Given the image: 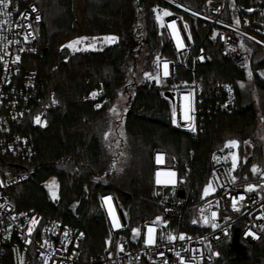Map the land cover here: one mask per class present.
I'll list each match as a JSON object with an SVG mask.
<instances>
[{"label":"trees","instance_id":"trees-1","mask_svg":"<svg viewBox=\"0 0 264 264\" xmlns=\"http://www.w3.org/2000/svg\"><path fill=\"white\" fill-rule=\"evenodd\" d=\"M14 1L20 7L33 3L41 13L35 37L39 51L34 63L46 90L59 103L50 112L49 127L33 131L36 154L26 166L32 172V180L11 191L16 211L33 210L41 215V223L57 220L80 229L83 239L78 250L81 258L87 260L105 247L106 228L96 202L98 194L115 193L127 210L131 225L156 216L151 201L152 151L160 147L174 157L186 186L188 201L183 229L190 234L202 231L197 225L198 207L205 198L203 190L214 165L213 156L215 153L224 156L223 146L229 140L238 139L254 116L252 106L240 105L238 81L243 78V71L221 56L215 43L206 40L198 21L163 0ZM172 1L203 12L210 0ZM234 2L238 6L239 25L264 41V5L252 6L250 0ZM158 6L180 14L188 26L192 52L202 50L206 54L209 62L197 68L203 87L225 81L236 90L234 108L205 118L202 131L194 138L172 125L170 100L164 96V87L157 88L147 82L135 84L131 67L126 75L123 60L136 52L137 44L144 50L141 62L146 71H152L155 54L162 51L172 55L158 27L157 13L153 12ZM250 8L252 11L246 12ZM224 18L232 19L228 9ZM83 35H112L118 38V43L103 46L96 53H71L64 47L67 40ZM257 53L258 49L254 48L250 63L264 68V58H259ZM179 79H188V74L181 71L173 83L179 85ZM254 79L264 86V79L259 75H254ZM127 80L132 81V86L122 117L124 142L121 149L112 153L104 134L111 131V109L119 91L127 90ZM93 90L101 93L100 100H106L98 109L83 99ZM244 170L240 162L237 171L230 173L236 178L235 183L244 186L259 179L249 173L247 179L241 178L239 173ZM51 175L59 183L56 207L39 186ZM74 201H79V205L72 214L70 207ZM229 247V242L217 244L214 249L219 255L210 264H243Z\"/></svg>","mask_w":264,"mask_h":264},{"label":"built area","instance_id":"built-area-1","mask_svg":"<svg viewBox=\"0 0 264 264\" xmlns=\"http://www.w3.org/2000/svg\"><path fill=\"white\" fill-rule=\"evenodd\" d=\"M163 1L198 21L205 32L206 40L215 43L220 55L230 59L240 70H245V64L250 63L254 48L264 53V41L237 24L239 13L234 0H210L203 12L193 11L172 0ZM250 4L264 5V0H250ZM33 7L37 9L36 12L31 11ZM226 9L232 15L230 21L224 18ZM4 11L10 15L0 14V264H164L165 261L167 264H179L176 251L185 258V264H210L215 258L210 249L221 242H229V249L237 259L243 260V264H264V187H261L264 180L260 181L259 192L246 191L243 185L232 181L225 156L221 153H215L213 156L214 165L208 175L207 184L212 182L216 190L199 204L197 225L202 231L195 234L187 233L183 229L188 196L186 186L179 176L178 165L174 157L160 147L152 151L151 201L156 216L131 225L127 210L115 193L98 194L96 202L106 228L105 247L87 260L81 258L78 250V245L83 239L80 229L57 220L41 223V215L33 210L16 211L11 191L32 180V172L26 170V166L36 154L33 131L49 127L50 112L56 109L59 103L53 94L46 90L45 81L34 63L39 51L35 43L36 29L42 20L39 9L33 3L20 7L14 0H10L9 7ZM24 13L30 18L24 19ZM36 15L40 16L39 21L34 19ZM173 21L180 30V35L185 38L183 49H177L172 30L168 28V24ZM162 22L164 27L157 21L158 27L164 37L167 51L172 55L168 56L162 51L155 54L152 58L154 71L151 73H156V58L159 57L161 61H168L170 76L164 78L161 68V84L149 79L147 81L150 85L161 88L164 82L177 80L181 71L188 74V79H179V86L174 92H170V105L171 113L173 107L177 109V125L180 126L173 123L172 125L188 132L194 138L202 131L205 118L234 108L236 90L233 84L225 81H215L203 87L197 68L209 60L202 50L192 52L193 43L191 38H187L190 33L188 26L184 27L187 25L184 19L180 14L172 13L171 16L163 17ZM29 24L31 27H27ZM83 38H86V45L95 44V50L89 48V51L96 53L102 49L100 36L84 35ZM117 43L118 41L108 46ZM17 56L20 57L19 61H16ZM200 57L204 59L201 60ZM189 91L193 93V111L190 114L194 117L195 131L189 130L188 122L183 119L180 111L183 103L181 98ZM93 92L97 93L95 97L91 95ZM100 96L98 90H93L83 99L93 103L94 109H98L97 104L101 106L106 101L100 100ZM53 100L56 103H52ZM36 115H40L44 123L37 124ZM158 155L162 156L163 163H157ZM157 172L162 174V180L168 179L165 173L174 172L176 183L157 184ZM39 186L44 190L50 204L56 207L59 203L57 178L51 175L39 183ZM50 189L55 192V198ZM83 191H86L85 186ZM181 191L184 193L183 197L179 195ZM240 196L244 199L240 200ZM105 197H111L112 209L123 225L120 229L112 227L109 208L104 202ZM232 197L236 198L240 211L232 209ZM78 205L79 201L71 204L72 214H75ZM201 209L204 210L203 213ZM212 212L217 213L215 223L219 227L215 229L201 219L204 215L211 221ZM31 217H35L39 223L34 226L31 236L27 237ZM157 217H161V221L156 222ZM153 223L156 227L157 245L146 248L142 238L147 232V227ZM132 229H140L141 235L134 237ZM249 231L255 233L257 238L248 236ZM167 233L177 236L183 233L191 239L177 240L170 245L166 239H162ZM25 237L33 243H25ZM108 241L114 243L109 246ZM117 245H123L124 251H119ZM185 248L189 251H184Z\"/></svg>","mask_w":264,"mask_h":264},{"label":"rangeland","instance_id":"rangeland-1","mask_svg":"<svg viewBox=\"0 0 264 264\" xmlns=\"http://www.w3.org/2000/svg\"><path fill=\"white\" fill-rule=\"evenodd\" d=\"M158 10H164L167 8H160L159 6L156 8ZM252 9V8H250ZM168 10V9H167ZM245 10V9H244ZM170 11V10H168ZM246 12H250L248 11V9H246ZM105 36H112V35H102L100 36V43L103 46H108L109 43H105L103 41V37ZM83 36H79V37H75V38H71L69 40H67L64 45L69 44L71 41L83 38ZM118 41V40H117ZM78 47L81 48V51L78 52H84V51H89V48L87 50H84L87 45H86V41L83 40V42L78 45ZM69 50V52L71 53H76L73 52L71 49L67 48ZM134 50V49H133ZM136 52H132L130 53V56L126 59L123 60L124 66H126L127 70H126V75L128 76L129 72L128 71V67H131L132 72L134 73V76L136 78L135 84H141L144 82H147V78L144 76L145 72L151 73L150 71H146L144 70L143 67V63L141 62V60L144 58L145 53L144 50L139 49V45H136ZM260 58H264V53L261 54ZM245 65V70H243V78L241 80L238 81V85H239V91H240V97H241V101H240V105L242 107H246V106H252L254 109V116L252 121L246 125L243 129V131L241 132V135L239 136V138L237 139H233V140H237L239 141V146L236 149H232V148H227L225 147V144L223 146L224 149V156H225V162L227 163V168L229 170L230 173L233 174L234 171H232L231 169V165H232V157L230 155V153L232 152H236L238 155V164L237 167L235 169V171H237V168L241 162V164H243L245 166V170L240 172L239 176H241V178L243 179H247L249 174H251V176L253 177H258L259 179L255 182H250L244 185L245 189L247 188V186L249 184H253L256 186V190L257 192L260 191V181L264 180V170L262 171V164H264V86L259 85L255 82L254 79V75H259L261 78L264 79V77H262L260 74L262 72H264V68L263 67H255L253 66L251 63H246ZM154 66L155 64L152 63V70L154 71ZM251 70L253 72V77L251 80H249L248 78V71ZM129 86L126 88H122L119 93H118V97H117V101L115 102L113 108H115L117 110V112L119 113V115H115L112 112V126H111V131L109 132V136L108 139L106 140L107 145L110 149V151H112V153H116L117 149H121L120 146L121 144L124 142V134L122 132V117L123 114L125 112L127 103H128V99H129V93L131 92V86H132V81L127 80V83ZM131 85V86H130ZM148 85H150L148 83ZM241 85H243V87H241ZM179 85H176L175 83L171 82V83H167L164 82L163 83V91H169V92H174L175 88L178 87ZM157 87V86H154ZM159 88V87H157ZM129 91V92H127ZM112 108V109H113ZM247 142V143H245ZM253 166H255L258 171L257 173H253L252 172V168ZM249 173V174H248ZM203 197L204 196V192H203ZM199 217V216H198ZM211 253H217L216 249H210ZM217 256V255H214Z\"/></svg>","mask_w":264,"mask_h":264},{"label":"snow or ice","instance_id":"snow-or-ice-1","mask_svg":"<svg viewBox=\"0 0 264 264\" xmlns=\"http://www.w3.org/2000/svg\"><path fill=\"white\" fill-rule=\"evenodd\" d=\"M9 3H10V0H0V14L5 15V16L10 15V13L4 11L5 9H7L9 7ZM31 11L32 12H36L37 9L35 7H33L31 9ZM248 11H252V9H248ZM153 12L157 13L156 19H157L158 22H160L161 27H164V24L162 22V18L165 17V16H171L172 15V13L170 11H168L167 9H164V10L153 9ZM193 15H196V13H193ZM22 17L24 19H29L30 18L27 13L22 14ZM34 19L36 21H39L40 20V16L36 15L34 17ZM237 24H239V21H237ZM27 27H31V25L29 24V25H27ZM184 27L186 28L187 25H185ZM168 28L172 30V36H173V39L176 41L177 49H183L185 47V43H184V39L185 38H183L180 35V30L176 27L175 22L173 21L172 23L168 24ZM187 38L190 39L191 37L189 36ZM213 38H215V37H213ZM85 39L86 38H80V39L71 41L69 44L64 45V47L71 49L73 52L81 51V48L78 47V45H80L83 42V40H85ZM25 40H27V37H25ZM93 40H95V38H93ZM117 40H118V38L116 36H105V37H103V41L105 43H109V44L116 43ZM258 43H259V41H258ZM88 48H91V49L95 50V44L93 43V44L87 45V47L84 50H87ZM21 51H23V49H21ZM199 59L203 60L204 57H200ZM19 60H20V57L17 56L16 57V61H19ZM16 61H14V62H16ZM245 66H247V65H245ZM161 68H162V76L164 78H168L170 76L169 63H168L167 60L161 61L159 57L156 58V69H157L156 73L152 74V73L145 72L144 76L147 79H149V80L155 81L156 84H161L162 83ZM260 75L262 77H264V72H262ZM252 77H253V72L251 70H249L248 71L249 80H251ZM241 87H243V85H241ZM229 91H231V89H229ZM91 95L93 97H95L97 95V93L93 92ZM192 95H193V93L189 91L188 93H186L181 98L183 103H182V105L180 107V111L183 114V119L186 122H188L189 130L190 131H195V126L193 124L194 117L190 114L193 111L192 103H191ZM52 103H56V101L53 100ZM99 107H100V105L97 104V108H99ZM111 111L115 115H117V116L119 115V113L117 112V110L115 108L111 109ZM176 117H177V109H176V107H173L172 108V113H171V122L174 125H177ZM35 122L37 124L44 123L41 120V116L40 115H36L35 116ZM177 126L179 127L180 125H177ZM108 136H109V133L106 132L104 134L105 140L108 139ZM239 143L240 142L237 141V140H229L227 142V144L225 145V147L236 149V148H238ZM245 143H247V142H245ZM230 155L232 157L231 169H232V171H235V169L237 167V164H238V155H237L236 152H232V153H230ZM214 159H217V158L214 157ZM157 163L158 164L163 163L162 156H160V155L157 156ZM257 171H258V169L255 166H253L252 172L255 174V173H257ZM161 175L162 174L160 172L156 173V183L157 184H162V183H164V184H175L176 183L175 173L174 172L165 173L164 175H166L168 177V179H166V180H162L161 179ZM235 179L236 178L233 176L232 177V181L235 182ZM261 187H264V185H261ZM215 190L216 189L213 187L212 182H209L206 185V187L204 188V190H203L204 196L205 197L209 196L211 193L215 192ZM245 190L248 191V192H253V191L256 190V186L253 185V184H249ZM50 193L53 196V198H55V192L51 191V189H50ZM239 199L243 200L244 197L240 196ZM104 202L108 205V208H109V215H110V217L112 219V227L114 229H120L123 225L121 224L120 219L116 216L115 211L112 209L111 197H105L104 198ZM231 207L235 211H240L239 207H237V201H236L235 197H232ZM201 212L203 213L204 210L201 209ZM216 218H217V213L216 212H212L211 221L209 220V217L204 216V215L201 216V219L203 220V222L205 224H209L210 223V225H211V227L213 229L219 227V225L217 223H215ZM13 219H15V217H13ZM161 219H162L161 217H157L156 218V222L161 221ZM262 219H264V217H262ZM38 223H39V221L35 217H31L30 218V226L27 229V237L31 236L34 226L37 225ZM192 223L193 224L197 223V220L194 219L192 221ZM132 233H133L134 237H138V236L141 235V230L140 229H132ZM225 234L227 235V233H225ZM82 235H83V233H81V236ZM247 235L248 236H252V238H254V239L257 238L256 234L251 232V231H249L247 233ZM65 236H67V233H65ZM27 237H25V243H27V244L33 243V241L31 239H28ZM162 239H166L170 245H173L177 240H179V241L190 240L191 237H187L183 233L179 234L178 236L177 235H173L172 233H167L166 236L162 237ZM45 243H47V242H45ZM113 243H114L113 241H108L109 246H111ZM142 243L145 245L146 248L154 247V246L157 245L155 223H153L152 226H148L147 227V232L142 238ZM117 247L119 248V251H121V252L124 251L123 245H117ZM184 251H189V249L185 248ZM161 255H163V253H161ZM175 255H176L177 259H178L179 264H185V258L181 256V253L179 251H176ZM212 255H219V253H212ZM193 259H195V257H193ZM164 264H167V261H165Z\"/></svg>","mask_w":264,"mask_h":264},{"label":"water","instance_id":"water-1","mask_svg":"<svg viewBox=\"0 0 264 264\" xmlns=\"http://www.w3.org/2000/svg\"><path fill=\"white\" fill-rule=\"evenodd\" d=\"M164 96H165L167 99H169L170 101L172 100V94H171L170 92H165V93H164ZM183 194H184L183 191H181L180 194H179L180 197H183Z\"/></svg>","mask_w":264,"mask_h":264},{"label":"crops","instance_id":"crops-1","mask_svg":"<svg viewBox=\"0 0 264 264\" xmlns=\"http://www.w3.org/2000/svg\"><path fill=\"white\" fill-rule=\"evenodd\" d=\"M262 52L258 51L257 56L261 57Z\"/></svg>","mask_w":264,"mask_h":264}]
</instances>
